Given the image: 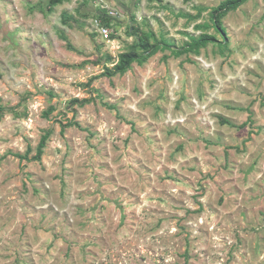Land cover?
Segmentation results:
<instances>
[{
	"label": "rangeland",
	"instance_id": "1",
	"mask_svg": "<svg viewBox=\"0 0 264 264\" xmlns=\"http://www.w3.org/2000/svg\"><path fill=\"white\" fill-rule=\"evenodd\" d=\"M220 1L0 0V264H264V0L103 75Z\"/></svg>",
	"mask_w": 264,
	"mask_h": 264
},
{
	"label": "trees",
	"instance_id": "2",
	"mask_svg": "<svg viewBox=\"0 0 264 264\" xmlns=\"http://www.w3.org/2000/svg\"><path fill=\"white\" fill-rule=\"evenodd\" d=\"M58 0H54V3ZM247 0H222L215 7H213L210 11V22L212 28L221 36V40L217 41V39L206 32L200 33L198 36H188V41L184 42L180 46H176L173 42L168 41L167 39L161 37L158 41H155L153 44H149L148 36L145 34H141L137 36L136 44L129 46L126 52L120 53L118 55L117 62L111 68H105L103 75L112 76L115 74H123L129 68L131 63L135 62L137 64H142L145 62L150 56L155 54L159 50H169V52L174 56H179L181 54L186 53H198L200 48L205 47L209 43L216 42L219 50L223 52V50H227L228 43L225 33V28L222 24V17H224L229 11H233L237 9L240 5L245 3ZM200 11L196 14L198 16ZM193 18V16H192ZM207 24L196 25V28H207ZM111 37V36H110ZM140 50L137 52V50ZM90 99L83 98H73L70 101V104H77L79 106H83L88 103ZM52 110L50 107L47 111L43 113L44 117H48L49 112ZM222 121L227 122V120L223 119ZM76 126L78 127V123L76 121L68 120L64 124H60L61 130H64L66 127ZM50 130H45L38 140V143L35 148V153L31 157H28V148L27 150L21 153H13V156L17 157L19 161L22 160H35L40 161L41 155L43 153V148L46 145V141L49 138Z\"/></svg>",
	"mask_w": 264,
	"mask_h": 264
},
{
	"label": "built area",
	"instance_id": "3",
	"mask_svg": "<svg viewBox=\"0 0 264 264\" xmlns=\"http://www.w3.org/2000/svg\"><path fill=\"white\" fill-rule=\"evenodd\" d=\"M98 34L102 37L104 41L110 39L111 29L106 25H101L97 28Z\"/></svg>",
	"mask_w": 264,
	"mask_h": 264
}]
</instances>
